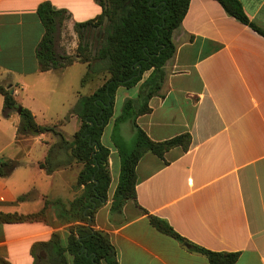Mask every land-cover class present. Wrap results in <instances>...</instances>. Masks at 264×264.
<instances>
[{"label": "crops", "instance_id": "0c3cea01", "mask_svg": "<svg viewBox=\"0 0 264 264\" xmlns=\"http://www.w3.org/2000/svg\"><path fill=\"white\" fill-rule=\"evenodd\" d=\"M239 1L264 30V0ZM44 2L65 12L55 35L57 55L76 57L69 66L45 72L37 59L44 36L37 11ZM101 12L96 0H0V87L13 90L39 125L61 124L68 139L81 126L72 109L84 96L76 88L83 71L70 88L57 84L69 70H79L82 64L88 68L78 58L75 27ZM173 41L177 52L165 66L163 88L137 124L155 142L188 133L192 144L188 151L171 149L164 159L151 152L143 156L137 166L138 205L200 247L240 253L236 264H264V37L228 16L217 1L190 0ZM69 42L74 45L67 46ZM144 80L132 89H118L114 118L102 136L111 152V185L108 200L95 215V228L109 234L119 264H210L206 256L157 231L134 202L121 214L112 213L121 153H126L123 140H114L115 120L126 100L138 98ZM97 89L93 86L85 96ZM56 94L60 105L50 115ZM19 123L18 112H4L0 93V160L21 163L8 176H0V211L30 215L49 203L39 220L0 225V258L10 264H34L36 242L49 241L53 233L63 239L69 234L71 224H65L56 202L69 205L83 193L84 188L76 189L82 169L73 162L48 175L39 164L57 138L20 136ZM69 125L76 127L72 135L64 130ZM126 126L134 137L132 122ZM113 177L116 185L111 190Z\"/></svg>", "mask_w": 264, "mask_h": 264}, {"label": "trees", "instance_id": "16d2710c", "mask_svg": "<svg viewBox=\"0 0 264 264\" xmlns=\"http://www.w3.org/2000/svg\"><path fill=\"white\" fill-rule=\"evenodd\" d=\"M102 12L95 19L77 23L75 30L80 44L77 49L79 61L88 65L82 86L105 72L109 78L89 96H81L72 114L81 120L80 129L68 139L60 129L61 124L39 125L33 113L20 105L13 90L0 87L4 96V112H18L20 136L53 134L57 142L51 146L48 157L39 164L48 175L77 162L83 165L76 189L84 188L69 205L56 202L59 215L65 224H71L69 234L63 239L53 233L49 241L36 242L32 247L34 264H119L118 252L108 233L95 228V215L108 200L111 185L110 149L102 144L106 126L114 118L118 89L136 87L149 73L140 87L136 100L125 101L115 125L132 122L136 147L130 153H121V172L112 198V213L121 214L128 202H134L148 216L150 224L159 232L179 241L190 251L206 256L210 264H236L240 253L214 252L200 247L181 236L164 219L149 213L138 205L137 166L143 156L151 152L161 159L168 151L181 147L188 151L192 136L183 134L165 142L151 140L137 124L140 115L149 113V101L163 88L165 66L176 54L173 33L180 28L189 10L190 0H96ZM228 16L250 27L264 37V30L252 22L239 0H215ZM38 16L44 27V36L37 49V59L42 71L58 70L73 64L75 56L57 55L55 35L58 23L65 16L51 3L38 7ZM97 30V46L93 53L90 45H84L85 32ZM20 162L0 160V176H8ZM26 197H20L24 200ZM46 207L30 215L7 214L0 211V225L18 224L41 219ZM0 264H10L0 258Z\"/></svg>", "mask_w": 264, "mask_h": 264}, {"label": "rangeland", "instance_id": "374dc122", "mask_svg": "<svg viewBox=\"0 0 264 264\" xmlns=\"http://www.w3.org/2000/svg\"><path fill=\"white\" fill-rule=\"evenodd\" d=\"M96 34H97V30L88 29L85 32V38L83 40V44L84 45H90L91 46V49H92L93 53L95 52V49H96V46H97ZM79 44H80V40L78 39V45ZM69 45H74V43H70V42L67 43V46H69ZM79 67H80L79 70L71 69L68 72H66L63 80H60V82L57 84L59 86V88H61L62 86H64V88H70V85H73L74 82L76 81V79H78V72L83 71V74L81 75L82 77L79 80V83L77 82V87L76 88H77V90L79 92H81V94H83L85 96V95L88 94V92H90V90H92L93 86H94V90H95L99 86H101L109 78V76L107 74H105V72H101L102 74L99 77H97L98 80L95 81L94 85H93V82H89V83L85 84L86 86L82 87V81H83L84 77L87 74L88 68L84 64H82ZM149 73H146L145 77H147V75H149ZM49 84H50V86L52 88H54V86H55L54 82H51ZM16 88H17V90H19L18 87H16ZM59 99H60L59 98V94H56V95H54L52 97L50 115L54 113V109L56 108V106L60 105V100ZM67 112L68 111H65V115L68 114ZM39 121L42 122V119L39 118ZM126 124H127V122H122V123H119L116 126V129L114 131V140L116 142H117V140L118 141L123 140L124 148L126 150V154H130L136 147V136L132 137L131 134L127 132ZM64 130L69 135H72V134L75 133L76 127L72 126V125H69ZM52 136H54V135L52 134ZM48 137L50 138L51 135H48ZM36 153H37V150H34V152L32 153V156H35ZM47 157H48V155H47ZM82 168H83V165L79 164L78 170L80 171ZM115 185H116V181H115V177H113L111 190L115 187Z\"/></svg>", "mask_w": 264, "mask_h": 264}, {"label": "water", "instance_id": "95a60500", "mask_svg": "<svg viewBox=\"0 0 264 264\" xmlns=\"http://www.w3.org/2000/svg\"><path fill=\"white\" fill-rule=\"evenodd\" d=\"M105 203H106V200L103 201V204H105Z\"/></svg>", "mask_w": 264, "mask_h": 264}]
</instances>
